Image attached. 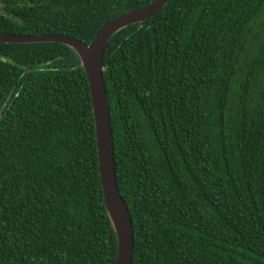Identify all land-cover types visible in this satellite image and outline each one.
<instances>
[{"label":"trees","instance_id":"16d2710c","mask_svg":"<svg viewBox=\"0 0 264 264\" xmlns=\"http://www.w3.org/2000/svg\"><path fill=\"white\" fill-rule=\"evenodd\" d=\"M152 0H0V32L89 43ZM130 264H264V0H167L102 57ZM88 82L0 42V264H112Z\"/></svg>","mask_w":264,"mask_h":264},{"label":"water","instance_id":"95a60500","mask_svg":"<svg viewBox=\"0 0 264 264\" xmlns=\"http://www.w3.org/2000/svg\"><path fill=\"white\" fill-rule=\"evenodd\" d=\"M167 0H152L149 4L129 10L104 22L89 43L62 34H12L0 32V42H59L78 54L88 82L97 149L98 174L106 211L117 240V254L112 264H130L133 253V226L128 208L119 193L113 161V144L109 105L103 78L102 57L109 38L121 28L154 16Z\"/></svg>","mask_w":264,"mask_h":264}]
</instances>
